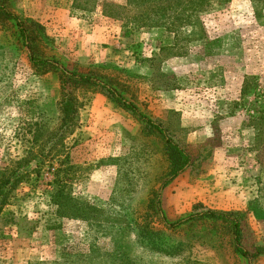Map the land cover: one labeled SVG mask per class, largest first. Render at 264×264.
<instances>
[{
	"label": "rangeland",
	"instance_id": "rangeland-1",
	"mask_svg": "<svg viewBox=\"0 0 264 264\" xmlns=\"http://www.w3.org/2000/svg\"><path fill=\"white\" fill-rule=\"evenodd\" d=\"M14 1L15 12L31 19L46 8L49 19L62 9L101 28L112 23L116 52L102 42L99 50L107 53L96 60L99 53L75 52L80 42L63 47L57 31L35 19L62 62L84 72L101 65L192 163L161 187L172 164L164 139L100 91L77 90L76 123L55 135L58 75L38 74L21 42L0 29V172L21 158L17 172H29L6 187L0 264H246L216 223L164 224L150 209L157 192L167 223L203 210L240 211L247 224L243 246L264 247V0L219 2L200 15V24L176 33L104 16L103 0ZM235 116L257 130V193L248 194L247 209L235 208L240 198L231 192L239 187L228 178L245 163L240 129L230 133L231 124H224ZM63 207L70 215L59 216ZM140 225L150 233L141 234ZM252 264H264V256Z\"/></svg>",
	"mask_w": 264,
	"mask_h": 264
},
{
	"label": "trees",
	"instance_id": "trees-1",
	"mask_svg": "<svg viewBox=\"0 0 264 264\" xmlns=\"http://www.w3.org/2000/svg\"><path fill=\"white\" fill-rule=\"evenodd\" d=\"M77 0H75V4ZM230 0H103L98 6L104 16L119 19L135 27H163L172 33H176L186 26L200 24V15L213 9L219 2L226 3ZM78 2V1H77ZM87 2V1H86ZM85 2V4H86ZM14 0H0V29L9 30L11 34L21 42L25 48L30 65L38 74L54 72L59 80V98L57 108L59 112V123L55 135L63 136L69 132L76 123L77 99L75 92L100 91L112 98L120 107L129 110L138 117L150 129L156 130L164 139L165 151L172 160L171 168L161 187H164L180 173L190 167L191 157L172 141L165 132L160 122H157L139 111L138 106L127 99L120 88V84L113 83L109 75L100 71L101 65H93L85 72L77 70L71 63H64L57 53L51 38L46 33L45 27L28 17L17 14L14 10ZM38 131L33 132L36 136ZM40 149L43 144L37 145ZM27 155L32 156V151ZM26 157V156H25ZM35 157V156H34ZM33 157V158H34ZM26 158L14 162L12 168L0 172V210L7 196V188L15 186L27 177L28 171L17 172L16 165H21ZM15 170V171H14ZM17 172V173H16ZM158 192L155 194L150 209L160 216L164 224L173 228L184 225H206L216 223L219 231L227 237L228 244L232 249L241 254L246 264H252L258 256H264V247L255 245L251 252L243 246V228L245 225V214L240 211L225 212L216 210H203L191 213L178 220L167 223L160 206ZM60 203H64V194L58 196ZM60 217L70 215L69 210L61 208L57 210ZM139 232L148 235L150 232L145 225L139 226Z\"/></svg>",
	"mask_w": 264,
	"mask_h": 264
},
{
	"label": "crops",
	"instance_id": "crops-1",
	"mask_svg": "<svg viewBox=\"0 0 264 264\" xmlns=\"http://www.w3.org/2000/svg\"><path fill=\"white\" fill-rule=\"evenodd\" d=\"M48 12L49 10H47L46 8L41 10L40 12L37 10L35 14L31 15V17H33L36 20H39L40 22H44L45 25L49 26L50 28H54V30L52 31L54 32L57 31V33L54 35L60 38V40L63 42L61 44L63 45V47H69L73 45L72 42L74 43L80 42L81 44L78 43L80 45L79 48H77L74 45L76 47L75 52L84 55L83 58H91V57L95 58L99 53L98 58L96 60H101V56H105V54L107 53L106 51L99 50V44L101 45L102 42L104 43L106 42L110 44V46L107 48L109 52H112L113 50L116 52L115 45H112L116 40L115 26L112 23H109L106 25V27L101 28L99 23L90 17L78 18L73 15L68 16L66 11H62V9L60 10L57 9L54 15L55 18L53 19V17H51L52 19H49V15L53 16V14L49 13L48 15L47 14ZM64 23L65 25L63 27L60 26V24L62 25ZM227 123L231 124L230 125L231 127H229V129L227 130H232L230 133H236L237 128H239L240 132L243 135L240 137L239 140L245 141V143L242 144V148H240L241 152L239 153L240 155L244 153V157H245L244 158L245 163L243 167L240 168V170L243 171L241 172V174H239L240 176L238 175L236 178H234L233 175H229L228 178H233L237 180V183L235 185L239 187V189L237 190L232 189L231 192L232 194L238 192V197L240 198L238 204L241 203V205L235 206V208L247 209L249 208V204L251 203L249 200H247L248 194L251 195L253 193L255 194L257 193V189H255L257 188V182H254L252 184L253 177L257 176V171H256L257 168L254 167V165L257 164V154H258L257 141H256L257 130H255V128L251 127L250 125L246 124V122L243 119H239L236 116L226 118L224 124ZM208 124H209L208 127L211 129L212 121L209 122ZM249 157H251L250 159H252L253 162H250V159H248ZM250 163H253V165H250ZM248 168H251L255 171H253L251 174L247 173Z\"/></svg>",
	"mask_w": 264,
	"mask_h": 264
}]
</instances>
